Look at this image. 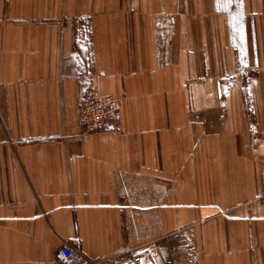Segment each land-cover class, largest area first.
I'll return each mask as SVG.
<instances>
[{"label": "crops", "instance_id": "obj_1", "mask_svg": "<svg viewBox=\"0 0 264 264\" xmlns=\"http://www.w3.org/2000/svg\"><path fill=\"white\" fill-rule=\"evenodd\" d=\"M263 174L264 0H0V264H264Z\"/></svg>", "mask_w": 264, "mask_h": 264}, {"label": "built area", "instance_id": "obj_2", "mask_svg": "<svg viewBox=\"0 0 264 264\" xmlns=\"http://www.w3.org/2000/svg\"><path fill=\"white\" fill-rule=\"evenodd\" d=\"M121 108V99L112 94H101L95 90H86L79 99L80 125L84 134L105 130L108 123L115 120ZM259 200L264 202V174L261 184ZM175 238L181 236L180 232L172 235ZM145 253L136 256L130 264H139L148 256ZM53 264H119L112 258L106 262L96 261L88 257L80 247L64 242L56 250Z\"/></svg>", "mask_w": 264, "mask_h": 264}, {"label": "snow or ice", "instance_id": "obj_3", "mask_svg": "<svg viewBox=\"0 0 264 264\" xmlns=\"http://www.w3.org/2000/svg\"><path fill=\"white\" fill-rule=\"evenodd\" d=\"M225 2L227 3V2H228V0H225Z\"/></svg>", "mask_w": 264, "mask_h": 264}]
</instances>
